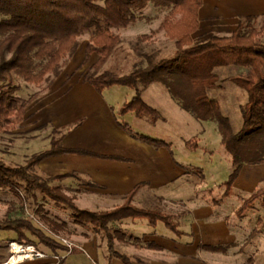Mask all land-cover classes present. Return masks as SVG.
<instances>
[{
	"label": "trees",
	"instance_id": "trees-1",
	"mask_svg": "<svg viewBox=\"0 0 264 264\" xmlns=\"http://www.w3.org/2000/svg\"><path fill=\"white\" fill-rule=\"evenodd\" d=\"M204 0H0V82L8 86L0 90V133H13L25 120L27 110L36 95L20 98L12 80L17 75L31 84L41 85L54 75H59L80 44V38L89 34L82 66L94 57L91 71L84 77L99 93L113 86H127L136 91L133 98L118 109L125 117L132 113L137 118H148L153 124L164 119L157 108L147 103L144 89L161 84L178 101L182 110L198 120L217 123L221 144L231 158L232 168L228 179L220 186L223 198L234 194L235 182L245 165L264 164V24L257 28L260 18L246 16L229 36H213L196 43L194 34L200 27L199 12ZM150 3L169 8L158 30L142 34L134 44L139 55L148 65L129 74L111 70L103 71L113 53L122 42L117 30L128 28L136 21L135 12L144 10ZM174 41L176 51L170 57L145 52L143 44L158 32ZM238 66L244 71L228 77L248 94V102L241 107L242 127L234 128L222 105L210 96L217 90L221 78L216 68ZM121 126L139 139L156 145H168L158 139L133 131L127 123ZM65 134L53 137L49 149L35 154L24 165L13 166L0 160V194L12 193L15 199L0 218V232L13 235L15 242L35 245L42 252L60 255L68 247L59 237L69 238L71 232L66 222H58L36 211L47 229L37 225L31 209L34 199L42 195L63 209L71 211L76 224L86 232L99 235L107 241L111 254L124 264H134L126 254L112 252L116 241L132 243L137 247L160 250L156 243H143L142 238L127 233L122 223L127 219H148L150 225L164 222L178 236H183L175 215L166 210L140 207L134 200L147 183H138L126 195V200L111 210L81 208L76 199L67 195L55 182L75 176V173L40 176L35 168L53 157L85 156L100 160L129 162L128 158L106 155L80 147H66ZM201 174L202 170H198ZM204 178V175H202ZM87 184L101 187L97 183ZM260 207L264 209V187L245 199L240 217ZM263 222L259 219V223ZM258 230L254 231L256 236ZM88 236V233H86ZM59 238V239H58ZM12 241V242H14ZM202 249L226 252L230 246ZM112 250V251H111Z\"/></svg>",
	"mask_w": 264,
	"mask_h": 264
},
{
	"label": "rangeland",
	"instance_id": "rangeland-1",
	"mask_svg": "<svg viewBox=\"0 0 264 264\" xmlns=\"http://www.w3.org/2000/svg\"><path fill=\"white\" fill-rule=\"evenodd\" d=\"M168 12L169 8L156 6L153 3L144 10L135 12L136 21L126 29L117 30L122 36V42L105 64L103 71L129 74L139 67H146L148 65L146 58L137 53L134 44L140 35L151 34L158 30ZM1 19L3 16L0 15V21ZM263 24L264 20L259 21L257 28H261ZM89 38V34L83 35L76 52L68 58L61 73L52 74L43 84H31L20 76H13L12 82L18 87L16 94L22 99L36 95V99L29 106L24 122L13 133H0V160L13 166L24 165L35 154L49 149L54 136L60 137L63 134L66 135L63 141L66 147H84L131 158L138 165L131 169L125 168L126 166L117 161L85 156H64L46 160L34 170L43 177L75 173V176L57 181L55 184L61 185L63 191L74 197L81 208L95 211L111 210L125 202L126 193L143 177L139 165L155 156L150 150L153 149L152 144L135 140V136L121 126V123H127L134 132L173 146L172 156L179 164L178 167L174 165L173 169L165 170L163 179L157 180L160 184L143 187L142 191H152L153 195L142 193L138 206L164 210L170 204H163L160 199L167 192H172L173 196L177 194L178 200L175 203L177 205L173 207L175 209H182L184 201L190 198L212 201L216 206L222 204L219 197L224 192V188L219 192L218 186L228 179L232 162L225 158L217 123L198 120L193 114L182 110L178 101L166 88L157 83L144 89L143 97L147 103L160 110L163 120L153 124L148 118L139 119L132 113L125 117L119 116L118 109L129 102L136 91L118 85L99 94L91 84L85 82L84 77L91 71V65L96 59L94 57L89 64L81 65ZM262 40L264 41V35ZM143 49L145 52L155 53L158 58L170 57L176 51V44L165 36L164 31H161L151 40L146 41ZM215 71L221 78V86L217 90H211L210 96L222 105L224 113L231 118L234 128L240 130L243 123L241 107L248 102V94L225 79L244 70L238 66H223L216 68ZM7 86V82H0V90ZM109 107H112L111 112ZM99 115L102 118H98ZM153 168L152 172L155 173ZM198 170H202L203 173ZM169 178L175 180L168 181ZM88 182L97 183L101 187L87 184ZM263 187L264 183L256 191L262 190ZM236 191L241 194L239 189ZM149 196L155 198L148 200ZM247 197L249 195L236 197L232 195L228 200L226 199L228 202L222 205V210L220 207L217 208L227 213V219L238 239L225 256H218L212 252L205 254L213 264H264V209L258 207L240 217L239 212ZM14 199L12 193L0 194V218H3L9 203ZM37 210L42 215L60 223L66 222L68 225L71 234L66 239L74 242L76 246L68 259L61 264H110L108 259L111 252L107 241H103L99 235L86 232L76 224L71 211L38 194L37 199H34L31 213L37 225L44 229H47V226L39 220ZM259 219L263 222L259 223ZM124 225L123 222V229L129 233ZM160 228L173 233L163 222H160ZM255 230H258V233L253 236ZM131 234L135 236L134 233ZM13 237L8 233L0 232V264L12 257L11 244L15 242ZM59 238L63 239V237ZM35 248L39 250L37 246ZM126 249V243L121 245L116 241L111 251L124 253ZM113 258L116 256L111 259ZM130 259L133 261L132 257ZM20 264L58 263L54 258H40Z\"/></svg>",
	"mask_w": 264,
	"mask_h": 264
},
{
	"label": "crops",
	"instance_id": "crops-1",
	"mask_svg": "<svg viewBox=\"0 0 264 264\" xmlns=\"http://www.w3.org/2000/svg\"><path fill=\"white\" fill-rule=\"evenodd\" d=\"M246 16H258L260 21L264 20V0H204L203 6L199 12L200 27L194 34V40L196 43H199L204 42L213 36H229L235 29H237L240 19ZM95 91L97 90L95 89ZM112 107H109L110 112ZM98 118H102L101 115H99ZM133 136L135 135L133 134ZM134 139L147 142L139 139L137 136H135ZM148 143L152 144L150 142ZM152 145L153 149L150 148V150L155 153V156L154 158L147 159L144 163L139 165V168L143 171V177L139 182L134 184L135 186L138 183H147L145 185L156 186L160 184L157 180L161 181L163 179L167 168L173 169L174 165L177 167L179 166L172 156L174 152L173 146L162 144ZM91 151L106 154L95 150ZM106 155H117L128 158L121 154ZM54 158L58 157L50 159ZM225 158L227 160H231L228 154L225 155ZM128 159L129 162H117L122 163L123 166H126L125 168L128 169H131L133 166H138L133 159ZM148 161H151V163ZM153 167L155 168V173L152 172ZM174 180V178L168 179V181ZM263 183L264 164L253 166L245 165L240 177L235 182L234 194L232 195H235V197L238 195L250 196L261 185H263ZM221 184L218 186L219 192H222L220 186ZM142 189L139 191L134 200L136 205L139 204L138 202L139 199H141L142 193H151L153 195L152 191L144 192ZM237 189L240 190L241 194L236 193ZM223 195L224 192H222V195L219 197L222 204L217 206L214 205L211 200V202H208L207 200L201 198H190L184 201L185 204L182 209H175L173 207L174 205H177L175 204L178 200L177 194L176 196H173L172 192H167L161 197L160 201H162L163 204H170L166 207L167 210L165 208L164 210L175 215V220L179 223L180 230L184 231L185 234L183 236H178L172 230L171 232L173 233L164 231L160 228V222H158L157 225L152 226L150 225L148 219H127L124 221V228L128 229L130 234L134 233L136 237L142 238L144 244L150 242L156 243L161 247V249H148L146 247H137L132 243H126L127 249L124 250V253H122L128 255L129 257L131 256L134 264H213L205 254L212 252L218 256H225L227 251L232 250L238 239L237 235L232 230L229 220L227 219V213L225 214V212L221 211L222 205H225L228 197H231L232 195L225 198H223ZM152 197L154 196H149L147 198L150 200ZM219 207L221 210H217ZM121 245H125V243H121ZM201 245L210 247L230 246V248L226 252H215L211 249H202L200 247ZM218 259L221 260V258ZM111 260L112 259L109 260L110 264H124L117 257L113 258L112 261Z\"/></svg>",
	"mask_w": 264,
	"mask_h": 264
},
{
	"label": "built area",
	"instance_id": "built-area-1",
	"mask_svg": "<svg viewBox=\"0 0 264 264\" xmlns=\"http://www.w3.org/2000/svg\"><path fill=\"white\" fill-rule=\"evenodd\" d=\"M62 242L69 248L68 251H66L65 253H62L60 255H51L42 251H39L35 248L34 245H24L21 243H12L11 244V252H12V257L10 260H8L6 263L4 264H14L12 263V259L15 256H19V253H16V249H18L16 246H19L20 249H22V251L20 253H22L25 258L22 259L21 263L26 262L27 260H35V259H40V258H54L57 260L58 264H61L62 262H64L66 259H68L69 254L71 253V251L75 248V243L63 238L61 239ZM11 262V263H10ZM20 264V263H19Z\"/></svg>",
	"mask_w": 264,
	"mask_h": 264
},
{
	"label": "bare ground",
	"instance_id": "bare-ground-1",
	"mask_svg": "<svg viewBox=\"0 0 264 264\" xmlns=\"http://www.w3.org/2000/svg\"><path fill=\"white\" fill-rule=\"evenodd\" d=\"M18 249H16L15 251H16V253H19V256H15L13 259H12V263H14V264H19V263H21V261H22V259L23 258H25V256L22 254V253H20L21 251H22V249H20V247L19 246H16ZM10 262V263H11ZM4 263H6V262H4ZM4 263H1V264H4Z\"/></svg>",
	"mask_w": 264,
	"mask_h": 264
}]
</instances>
